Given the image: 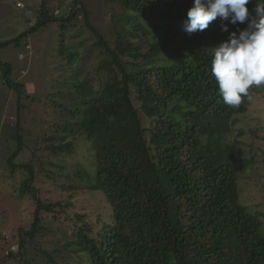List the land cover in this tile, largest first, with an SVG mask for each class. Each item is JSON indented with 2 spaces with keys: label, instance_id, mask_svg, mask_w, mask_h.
<instances>
[{
  "label": "trees",
  "instance_id": "16d2710c",
  "mask_svg": "<svg viewBox=\"0 0 264 264\" xmlns=\"http://www.w3.org/2000/svg\"><path fill=\"white\" fill-rule=\"evenodd\" d=\"M192 2L105 0L106 29L91 23L82 0L65 14L50 12L42 0L35 26L0 42L17 43L41 26L58 29L44 90L51 104L44 95L30 97L25 83L10 79V65L0 64L17 96L14 120L0 129L11 145L4 160L12 172H25L17 190L36 205L29 228L12 235L17 251L8 250L0 264H264V224L241 202L238 184L251 160L237 159L226 140L250 94L238 107L220 99L211 62L227 35L219 19L186 33L182 22ZM112 6L120 10L108 14ZM34 104H46L49 117L46 136L31 146L24 123L38 124ZM26 151L28 160L15 161ZM71 178L76 184L63 183ZM35 182L101 192L108 220L99 228L83 220L71 232L52 225L56 217L48 224L39 213L65 214L70 195L43 202ZM54 234L53 248H45L39 237Z\"/></svg>",
  "mask_w": 264,
  "mask_h": 264
},
{
  "label": "rangeland",
  "instance_id": "374dc122",
  "mask_svg": "<svg viewBox=\"0 0 264 264\" xmlns=\"http://www.w3.org/2000/svg\"><path fill=\"white\" fill-rule=\"evenodd\" d=\"M104 1L82 0L87 6L88 13H92L90 15L91 23L98 28L103 26L106 29H111L109 16L105 14V10L103 13L100 12L106 8V6L103 7ZM45 2L50 12L59 14H65L69 6L73 4V0H45ZM41 3L42 0H0V42L12 40L35 26L39 20L38 9ZM115 8L117 6L108 9V14ZM119 10L117 8V11ZM80 17L82 19L81 15ZM89 34L91 35L90 32ZM224 34L228 38V33L225 32ZM57 36L58 29L50 25L41 26L30 33H26L17 43L0 46V64L8 63L10 65L12 69L10 79L25 83V90L30 97L37 94L44 95L43 100L48 104H51L52 96L44 90L53 73V55L55 54ZM105 36L108 37L109 33H105ZM1 67L0 65V129L6 127L7 122L14 120L17 99L16 93L4 84L3 68ZM254 88L249 89L247 111L238 115L239 119L226 140L234 144L237 159L251 160L250 166L241 173L238 179L240 198L242 203L260 213L259 217L264 224V87ZM55 97L58 98L57 95ZM37 99H40V96H37ZM26 100L22 99V101ZM41 105L34 104L35 110H38L35 112L37 121L34 123L38 124L36 126L33 124L32 126L35 127L31 126L32 129H29L24 123L26 130L31 131V134L24 138L27 145L34 146L40 137L46 136L48 126L43 121L49 116L46 104ZM48 111H50L49 108ZM144 125H150L149 118L144 120ZM10 147L11 145H6L0 138V232L8 235H4L7 237V242L0 240V261L5 259L8 250L14 253L17 251V239L12 238V235H16L18 228H29L34 220L36 207L29 196H21L18 193L17 188L25 177V172L19 170L12 172L10 170V165L4 160ZM27 152L16 156L15 161L18 159L28 160ZM82 179L81 176L77 183L80 184ZM63 183L76 184L72 182V178L70 181L68 179L63 180ZM35 187L43 202H55L58 199L68 200V195H70L69 200L72 205L65 209V214L53 216L49 212L39 213V216L45 219L48 224L52 217H56L55 223L51 224L65 227L71 232L75 231V227L80 225L83 220H87L92 228H99L101 222L109 218V207L105 204L101 192L91 190L87 192L84 189L76 191L66 187L58 188L49 182H35ZM76 212L86 216L78 220L75 216ZM66 215L68 216L66 217ZM2 233L1 236L3 237ZM56 235L38 237L45 248H53L54 242L52 241ZM12 264L17 263L13 260Z\"/></svg>",
  "mask_w": 264,
  "mask_h": 264
},
{
  "label": "clouds",
  "instance_id": "9594fccd",
  "mask_svg": "<svg viewBox=\"0 0 264 264\" xmlns=\"http://www.w3.org/2000/svg\"><path fill=\"white\" fill-rule=\"evenodd\" d=\"M250 3H254L251 11L246 7ZM186 17L182 27L188 34L206 30L217 19L221 31L228 33L213 47L211 62L224 104L238 107L250 88L264 87V0H193ZM229 24L246 27L232 31Z\"/></svg>",
  "mask_w": 264,
  "mask_h": 264
}]
</instances>
